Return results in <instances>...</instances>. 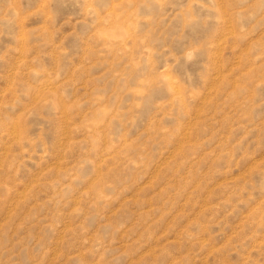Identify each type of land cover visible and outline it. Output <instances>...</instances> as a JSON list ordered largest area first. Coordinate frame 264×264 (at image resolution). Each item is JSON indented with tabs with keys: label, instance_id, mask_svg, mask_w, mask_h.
<instances>
[{
	"label": "rangeland",
	"instance_id": "1",
	"mask_svg": "<svg viewBox=\"0 0 264 264\" xmlns=\"http://www.w3.org/2000/svg\"><path fill=\"white\" fill-rule=\"evenodd\" d=\"M0 264H264V0H0Z\"/></svg>",
	"mask_w": 264,
	"mask_h": 264
}]
</instances>
